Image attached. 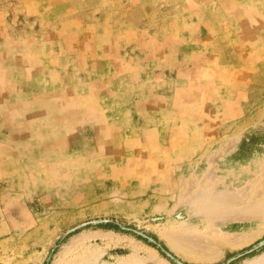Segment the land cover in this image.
Instances as JSON below:
<instances>
[{
  "label": "rangeland",
  "instance_id": "obj_1",
  "mask_svg": "<svg viewBox=\"0 0 264 264\" xmlns=\"http://www.w3.org/2000/svg\"><path fill=\"white\" fill-rule=\"evenodd\" d=\"M0 264H264V0H0Z\"/></svg>",
  "mask_w": 264,
  "mask_h": 264
}]
</instances>
